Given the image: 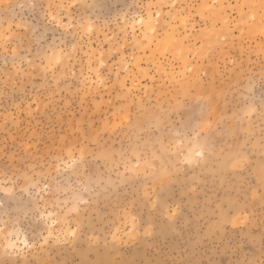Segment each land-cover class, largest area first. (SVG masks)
Masks as SVG:
<instances>
[{
  "label": "rangeland",
  "instance_id": "rangeland-1",
  "mask_svg": "<svg viewBox=\"0 0 264 264\" xmlns=\"http://www.w3.org/2000/svg\"><path fill=\"white\" fill-rule=\"evenodd\" d=\"M0 187V264H264V0H0Z\"/></svg>",
  "mask_w": 264,
  "mask_h": 264
},
{
  "label": "snow or ice",
  "instance_id": "snow-or-ice-1",
  "mask_svg": "<svg viewBox=\"0 0 264 264\" xmlns=\"http://www.w3.org/2000/svg\"><path fill=\"white\" fill-rule=\"evenodd\" d=\"M20 7H24V5H20ZM28 7H30V8H35V7H37V5H35V4H30V5H28ZM61 27H71V25H70V24H69V25H61ZM85 31H89V32L91 31V22L88 23V26H87V28H85ZM57 62H58V58H57ZM200 154H201V153H199V152L197 153V155H200ZM77 159H80V160L83 159V151H82V150H81V154H80V156L77 157V158H75V159H73V160L71 161L70 164H67V165H66V167H71L73 164L76 163ZM186 159H187V161H188L189 163L192 162V161H191V157H188V158H186ZM0 192H5V193L10 194V193H11V189L0 187ZM72 211H76V209L73 208ZM52 215H53L52 212H47L46 214H45V213H41V215H40V217H39V220H41V221H47ZM69 235H75V232H72V233H70ZM49 236H51V233H49ZM56 242H57V243L60 242L59 238L56 239Z\"/></svg>",
  "mask_w": 264,
  "mask_h": 264
},
{
  "label": "bare ground",
  "instance_id": "bare-ground-1",
  "mask_svg": "<svg viewBox=\"0 0 264 264\" xmlns=\"http://www.w3.org/2000/svg\"><path fill=\"white\" fill-rule=\"evenodd\" d=\"M149 29L152 30L154 27L152 26V24H147Z\"/></svg>",
  "mask_w": 264,
  "mask_h": 264
}]
</instances>
